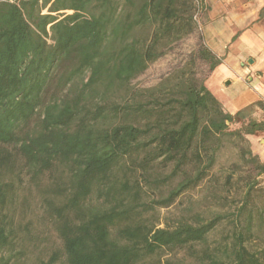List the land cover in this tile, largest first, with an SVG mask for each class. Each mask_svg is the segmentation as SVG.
Listing matches in <instances>:
<instances>
[{
  "label": "trees",
  "instance_id": "1",
  "mask_svg": "<svg viewBox=\"0 0 264 264\" xmlns=\"http://www.w3.org/2000/svg\"><path fill=\"white\" fill-rule=\"evenodd\" d=\"M200 1L0 0V264H264V161L246 137L264 118L223 109L198 73L219 63L203 43L156 84L131 83L197 30ZM225 142L239 198L160 226Z\"/></svg>",
  "mask_w": 264,
  "mask_h": 264
},
{
  "label": "crops",
  "instance_id": "2",
  "mask_svg": "<svg viewBox=\"0 0 264 264\" xmlns=\"http://www.w3.org/2000/svg\"><path fill=\"white\" fill-rule=\"evenodd\" d=\"M199 3L202 5L199 12L201 43L219 60L206 76V86L226 112L233 114L251 105L252 116L262 120L264 0H202ZM259 135H264V131ZM259 135L246 137L252 141ZM253 151L264 161V146L253 144Z\"/></svg>",
  "mask_w": 264,
  "mask_h": 264
},
{
  "label": "rangeland",
  "instance_id": "3",
  "mask_svg": "<svg viewBox=\"0 0 264 264\" xmlns=\"http://www.w3.org/2000/svg\"><path fill=\"white\" fill-rule=\"evenodd\" d=\"M199 43H201V33L200 30L197 29L192 34L171 44L158 59L150 63L131 83L137 87H148L156 84L165 74L177 65L182 64L188 58L189 53L193 51ZM198 73L202 78H206L209 74L208 66L205 62H200L198 64ZM247 139L252 153H254L253 144L259 147L264 146V135L254 137L252 141L249 138ZM260 139L261 141L259 142ZM217 161V165L212 172L214 175L211 177L209 176L197 187L185 192L170 207L159 208L157 210L160 218V226L163 225L164 222L173 223L181 216L190 214V212H186L187 209L185 210L187 205L192 208V212L204 211L207 207L226 209L229 203L239 198L241 194V182L238 180V176L243 175L245 170L242 168L241 157L237 148L232 143L225 142L218 153ZM234 165L237 169L233 180H236V182L229 185L224 183L223 180L225 174H227L232 168L231 166ZM259 180L260 186L264 187V174L259 177ZM213 187L216 189L214 190ZM253 198V202L258 206L264 203V196L255 194ZM30 200L32 202V207L27 211L25 217L36 219L38 217L37 213L39 214V209L34 207L33 196ZM36 223L39 229H44V236L47 237L46 239L43 237L44 240L42 244L55 245L58 240L52 229L46 224H41L38 221H36ZM257 234H259L260 240L253 239V245H260L262 243L261 240H264V226L260 228V230H257Z\"/></svg>",
  "mask_w": 264,
  "mask_h": 264
},
{
  "label": "built area",
  "instance_id": "4",
  "mask_svg": "<svg viewBox=\"0 0 264 264\" xmlns=\"http://www.w3.org/2000/svg\"><path fill=\"white\" fill-rule=\"evenodd\" d=\"M201 4L199 2H197V10L194 14V19L196 20L197 23V29H200V24H199V12L201 10Z\"/></svg>",
  "mask_w": 264,
  "mask_h": 264
}]
</instances>
